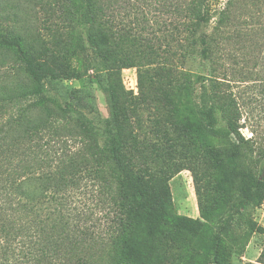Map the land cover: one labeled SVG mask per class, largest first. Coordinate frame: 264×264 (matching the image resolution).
<instances>
[{
	"label": "trees",
	"instance_id": "trees-1",
	"mask_svg": "<svg viewBox=\"0 0 264 264\" xmlns=\"http://www.w3.org/2000/svg\"><path fill=\"white\" fill-rule=\"evenodd\" d=\"M157 2L168 22L153 36L120 18L129 0H55L59 21L48 39L0 20V50L11 54L0 58V264H221L235 216L242 245L263 236L257 259L244 264H264V227L250 216L264 203V170L247 158L232 91L251 78L241 66L247 44L251 59L264 62V0H226L220 9L210 0ZM211 21L201 40L209 71L185 70L187 48ZM131 67L136 94L121 78ZM89 71L109 111L103 145L80 113L83 101L70 99L76 90L63 99L47 94L51 82ZM153 104L165 116L151 141L134 124ZM219 119L229 144L215 142ZM184 168L198 217L172 201L169 180ZM87 188L106 204L103 229L73 204Z\"/></svg>",
	"mask_w": 264,
	"mask_h": 264
},
{
	"label": "rangeland",
	"instance_id": "rangeland-1",
	"mask_svg": "<svg viewBox=\"0 0 264 264\" xmlns=\"http://www.w3.org/2000/svg\"><path fill=\"white\" fill-rule=\"evenodd\" d=\"M158 0H129L126 3L120 18L124 21L140 22V26L146 27V33L153 36L154 33L160 34L165 29L168 22L166 12L162 11ZM226 0H210L213 8H222ZM56 8L55 0H0V20L9 24L17 31L23 32L29 37H43L48 39L54 23L58 22L52 9ZM213 21L202 26L200 33L187 48L182 66L185 70L206 74L209 71V62L203 57L201 49L203 47L202 34L209 33ZM264 39V38H263ZM262 43V38L260 40ZM244 52L249 58L248 62H241L245 71H250V80L248 82H236L232 85V91L237 98V104L241 111L239 123L242 127L239 129L244 139H249L246 144L248 160H257V168L261 172L264 170V62L252 60L256 55L251 53V47L247 44ZM9 62L10 53L0 50V58ZM242 61V60H241ZM256 61L257 63L253 62ZM255 64V65H254ZM5 67H0V83L3 80ZM121 78L126 89L132 90L134 86L137 93V69L135 67L124 68L121 72ZM24 79V78H23ZM22 79V80H23ZM29 79L25 77V83ZM47 94L51 97L60 96L63 99L68 91L76 90L73 101H83L80 113L85 116L96 131L99 143L103 145L105 140L104 128L105 121L109 117L108 106L105 95L97 83V77L94 71H89L81 80H59L53 81L49 85ZM133 91V90H132ZM134 92V91H133ZM135 93V94H136ZM165 113L158 104H153L141 109L138 113L137 121L134 124L140 138L155 140L160 135L159 129L162 128V122ZM218 127L222 128V135L215 139L217 144H229L233 140L229 132L224 129L223 122L219 119ZM262 153V155L259 153ZM169 186L172 194V201L176 211L180 214L198 217L199 209L196 196L193 174L190 169L184 168L176 173L170 180ZM96 190L89 188L82 189L80 194L73 197V204L80 205L84 210H91V223H95L94 228L103 229L105 220L104 210L106 204L101 197H96ZM98 206H94L96 201ZM88 207V208H87ZM106 211V210H105ZM252 219L264 227V203L250 212ZM100 224V225H99ZM232 229L230 231L231 239L224 244V256L221 264H244V262H254L262 249L263 236L253 233L249 236L245 245H242L243 238L241 233L244 228L236 216L232 220ZM110 264H117L114 259H109ZM94 264H101L95 262ZM215 264V263H211Z\"/></svg>",
	"mask_w": 264,
	"mask_h": 264
},
{
	"label": "built area",
	"instance_id": "built-area-1",
	"mask_svg": "<svg viewBox=\"0 0 264 264\" xmlns=\"http://www.w3.org/2000/svg\"><path fill=\"white\" fill-rule=\"evenodd\" d=\"M132 90L134 91V93H136V88L134 86L132 87Z\"/></svg>",
	"mask_w": 264,
	"mask_h": 264
}]
</instances>
